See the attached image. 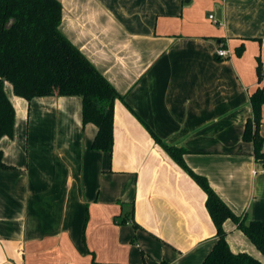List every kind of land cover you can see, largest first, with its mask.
<instances>
[{
  "label": "crops",
  "instance_id": "crops-1",
  "mask_svg": "<svg viewBox=\"0 0 264 264\" xmlns=\"http://www.w3.org/2000/svg\"><path fill=\"white\" fill-rule=\"evenodd\" d=\"M60 3V33L124 99L114 147L91 149L79 97L28 103L5 85L15 123L0 139V264H202L216 243L206 195L151 134L183 149L235 216L264 223V167L242 139L264 86V0ZM261 123L264 139V106ZM223 230L232 253L264 263L235 223Z\"/></svg>",
  "mask_w": 264,
  "mask_h": 264
},
{
  "label": "trees",
  "instance_id": "trees-1",
  "mask_svg": "<svg viewBox=\"0 0 264 264\" xmlns=\"http://www.w3.org/2000/svg\"><path fill=\"white\" fill-rule=\"evenodd\" d=\"M61 18L60 0H0V139L12 138L14 132L15 110L5 93L9 84L12 93L28 103L45 97H79L82 124L97 128L91 149L110 155L114 147V103L124 99L60 33ZM242 50L239 47L237 55ZM257 74L261 75L259 58ZM249 101L252 118L244 125L242 139L252 144L254 158L264 167V139L259 134L264 87L257 88ZM151 135L206 195L205 208L216 229V243L202 264H264L246 253H232L223 230L224 222L232 221L264 257V223L235 216L206 179L185 165L183 149L167 146ZM6 169L9 167L0 151V170ZM126 222L124 218L121 224Z\"/></svg>",
  "mask_w": 264,
  "mask_h": 264
},
{
  "label": "built area",
  "instance_id": "built-area-1",
  "mask_svg": "<svg viewBox=\"0 0 264 264\" xmlns=\"http://www.w3.org/2000/svg\"><path fill=\"white\" fill-rule=\"evenodd\" d=\"M210 20L214 21L213 16H209L208 17ZM214 23L216 24L217 22L214 21ZM216 56L220 59H225L228 57V52L226 51L225 48L223 47H219L218 50L216 51Z\"/></svg>",
  "mask_w": 264,
  "mask_h": 264
},
{
  "label": "rangeland",
  "instance_id": "rangeland-1",
  "mask_svg": "<svg viewBox=\"0 0 264 264\" xmlns=\"http://www.w3.org/2000/svg\"><path fill=\"white\" fill-rule=\"evenodd\" d=\"M257 60V59H256ZM257 62V61H256ZM256 76H257V80L260 79V82L262 81L263 77H264V69H262V64H261V75L258 77V74H257V65H256ZM264 87V86H262Z\"/></svg>",
  "mask_w": 264,
  "mask_h": 264
}]
</instances>
